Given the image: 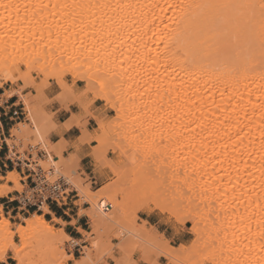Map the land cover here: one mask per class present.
<instances>
[{"label":"bare ground","instance_id":"bare-ground-1","mask_svg":"<svg viewBox=\"0 0 264 264\" xmlns=\"http://www.w3.org/2000/svg\"><path fill=\"white\" fill-rule=\"evenodd\" d=\"M262 4L264 0H0V71L9 70L2 78L15 83L13 65L23 61L34 69L67 56L73 73L95 64V73H111L110 104L118 113L117 134L128 138V144L148 131L155 137L166 134L167 152L170 143L178 142L173 139L181 136L178 151L171 144L176 152L170 161L184 163L180 180L197 191L196 198L192 193L199 209L195 215L217 232L220 258L264 264ZM58 46L61 50H55ZM109 93L99 97L109 99ZM31 114L35 131L40 138L47 137V118L40 112ZM126 124L129 127L122 129ZM75 125L82 127L71 121L68 128ZM105 129L104 125L101 131ZM19 130L17 136L24 132ZM95 139L104 143V134L97 132ZM92 156L98 160L100 152ZM123 160L111 165L115 175H124ZM10 174L17 184V174ZM8 187L0 189V196L11 191ZM103 193H87L98 209ZM109 208L111 204L106 211ZM98 209L87 214L94 231ZM46 210L50 211L48 206ZM174 214L179 215L178 210ZM25 221L27 225L13 230L10 219H0V261L12 250L17 264H25L22 251L15 248L16 235L23 240L37 231L44 237L40 240L46 239L57 252L65 250L67 241L76 242L64 229L57 232L44 214L33 213ZM141 234L134 233L140 239ZM154 242L166 255L179 259V252H171L157 238ZM88 258L91 254L86 252L76 264H85Z\"/></svg>","mask_w":264,"mask_h":264},{"label":"rangeland","instance_id":"rangeland-1","mask_svg":"<svg viewBox=\"0 0 264 264\" xmlns=\"http://www.w3.org/2000/svg\"><path fill=\"white\" fill-rule=\"evenodd\" d=\"M58 47H55V50H61V45ZM52 52L54 53V49ZM71 62L70 58L63 56L56 64L49 60L44 66H34L33 69L28 68L21 61L18 65L11 67L17 78L15 83L2 78L10 72L9 70L0 71V85L3 84L1 86H6L8 89L2 97L3 100L0 105V117L3 115L6 118L3 120L5 129L0 132V140L3 138L5 139L4 143L8 144L9 157L16 158L18 153L21 159H28L32 155L31 160H37L52 181L60 176L66 177L72 185L71 188L77 190L79 200L76 204L82 206L80 214L87 215L98 209L88 198L87 193L96 196L97 194L102 195L104 192V198L98 200L97 203L100 208L95 217L98 230L94 231L92 220L87 215L90 219L88 233H83L82 238L75 239L79 243L73 240L67 241L65 250L62 249L64 253H61L63 251L57 252L50 243L45 244L46 239L45 242L41 241L43 236H39L40 233L37 231L30 233L23 240H20V237L16 235L14 238L15 248L22 251L25 264H76L77 259L86 257V252L91 254V258H88L85 264H138L139 261H145L147 264H235L236 262L234 263L233 260L236 261L237 257H232V260L228 259L230 261L220 258L218 239H215L218 236L217 232L213 229H207L202 217L195 215V212L199 211V209L196 210L198 206H194L197 201L193 200L196 198L197 191L195 193V189H190L191 192L180 180L186 169L184 163L179 161L178 165V161H175L177 164H174L175 162L172 160L170 163V159L174 155L173 152H176L177 147L181 145L180 142L183 146V140L180 141L183 138L178 136V139H173L178 140V142L170 143L172 139L167 135V138H170L168 150L170 152L166 151L168 146H164L168 144L165 139L166 134L155 137L156 134L151 131L128 144V138L117 134L120 131L118 130L120 127L116 125L118 113L110 104L111 100H114V95L109 93L114 86L113 83H110L111 73H95L98 70L96 68L98 64L88 65L89 69L87 65L80 66L77 73H73L69 69ZM51 82H55L60 88V93L54 100H58L63 108L69 109L72 106L79 114L78 116L73 115L65 123V128L73 127L68 128L71 121L79 122L84 133L80 138L81 141L95 144L92 153L96 150L100 152L98 160L94 158L96 175L98 176L97 183H93L88 176L83 177L74 155L64 156L66 151L64 140L53 143L50 139V135L57 128L54 122L55 113L47 109L52 99L47 97L45 91ZM107 91L110 95L109 99L99 97L101 93ZM12 95H17L19 101L10 111L3 104ZM94 104L101 106V110L94 111ZM16 109L19 110V113L13 115V111ZM6 111L8 114H3ZM31 111L33 113L40 112L47 118L49 134L45 137L46 139L42 137L41 139L33 128ZM11 116H13L12 119H10ZM89 119H93L90 125L93 134H89L87 131ZM104 125L106 129L103 132L101 130ZM128 127L129 124H126L122 129ZM19 128L24 131L22 135L20 134L21 136H17L19 133H16ZM97 132L100 135L104 134V143L95 139ZM155 142L159 143L156 147H154ZM171 144L173 146L175 144L176 149ZM162 146H164L165 154L170 153L167 155L169 157L166 155L157 156L164 153V151H160L163 150L161 149ZM170 147L174 150L172 151ZM125 151L127 152L126 155L129 154L126 159L124 157ZM121 159H125L123 161L127 165L124 162L121 163L124 175L118 176L112 171L111 165ZM16 166H18L17 163ZM24 166L25 164L22 165V167ZM12 172L17 174L18 185L10 180L11 172H9L6 177L0 175L3 177L0 182L4 181V184L0 185V189H3V186H9L11 190L9 193L18 191L21 194L20 199L24 201L23 195L30 190V186L22 184V181L27 178H22L17 169ZM106 189L108 190L107 193H105ZM4 196H0V198ZM190 200L193 201L190 202ZM108 204H111V208L106 211ZM147 204L154 205L155 208L154 206L151 208L144 207ZM46 207V204L42 207L46 220L57 232H61L64 228H59V226H64L63 223L55 218L52 221L49 220L50 218L46 216L49 213ZM1 209L3 206H0V219H10L13 230H16L20 224L27 225L24 215L14 217L13 212L5 213ZM175 210H178L179 215L174 214ZM148 215H153L152 221L158 222L161 231L168 229V237L160 233L156 226L149 225L145 220ZM200 226L203 227L204 231L197 234L196 229ZM137 231L142 233L141 239L134 235ZM145 234L150 235L146 236ZM155 238L163 246H167L171 252H179V259L166 255L163 247L154 242ZM39 245L41 246L39 247ZM243 253L241 256H246ZM6 255L5 262L17 264L13 258L12 250H9ZM245 256L243 257L245 258Z\"/></svg>","mask_w":264,"mask_h":264},{"label":"crops","instance_id":"crops-1","mask_svg":"<svg viewBox=\"0 0 264 264\" xmlns=\"http://www.w3.org/2000/svg\"><path fill=\"white\" fill-rule=\"evenodd\" d=\"M8 89L6 86L0 85V105ZM47 97L52 99V102L47 106V109L55 113L54 122L57 125L56 130L50 135V139L53 143L65 141L66 151L64 152L65 157L74 155L76 157L77 165L80 168V173L83 174V177H89L93 183L98 182V176L96 175V167L94 164V157L92 156V148L95 146L94 143L83 142L81 137L83 136L82 129L78 126H73L70 129L65 128V123L72 118L73 115H79L77 110H74L72 106L69 109L63 108L62 104L58 100H54L55 97L60 93L59 85L55 82H51V85L45 91ZM19 101L17 95H12L10 99H7L3 106L9 108L10 111ZM101 106L94 104V111H100ZM3 114H8V111ZM13 116L10 117L12 119ZM6 118L1 115L0 117V132L4 131V122ZM93 119H89V124L87 125V131L89 134H93L91 128V123ZM5 139L1 138L0 140V175L6 177L9 172L14 171L15 169L21 174L22 178H27L22 181V184H28L30 187L33 186L35 175L33 172L29 171L26 167L22 165L16 166V163L9 158V146L7 143H4ZM4 184V181L0 182V185ZM11 185V184H10ZM20 193L12 192L6 196L0 198V206H3L5 213L13 212L14 217L18 215H24L25 218H30L33 213L43 214L42 207L36 205H26L22 199H20ZM79 200L77 193H71L68 199L65 202H54L47 201L46 205L49 208V213L46 215L49 217V220L54 218L62 219L65 221L64 226H59V228H64L65 232L69 234L72 238L80 239L83 237V232L81 230L87 231L89 229L90 219L86 214H80L82 209L81 205H77L76 202ZM41 211V212H40ZM29 213V215H27ZM55 216V217H54ZM153 215H148L145 219L149 225L156 226L160 233H163L168 237V229L161 231L158 226V222L152 221ZM0 264H9V262H1ZM138 264H147L145 261H139Z\"/></svg>","mask_w":264,"mask_h":264},{"label":"built area","instance_id":"built-area-1","mask_svg":"<svg viewBox=\"0 0 264 264\" xmlns=\"http://www.w3.org/2000/svg\"><path fill=\"white\" fill-rule=\"evenodd\" d=\"M18 113V109L13 111V115H18ZM9 158L18 165L25 164L24 167L35 175L33 186L23 195L25 197L23 202L26 205L41 207L45 205L47 201H54L57 203L65 202L71 193H77V190L71 188L72 185L64 176H60L52 181L39 162L37 160H31L32 155H30L28 159H21L17 153L16 158Z\"/></svg>","mask_w":264,"mask_h":264},{"label":"snow or ice","instance_id":"snow-or-ice-1","mask_svg":"<svg viewBox=\"0 0 264 264\" xmlns=\"http://www.w3.org/2000/svg\"><path fill=\"white\" fill-rule=\"evenodd\" d=\"M261 7L264 8V4H262Z\"/></svg>","mask_w":264,"mask_h":264}]
</instances>
